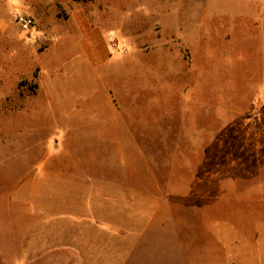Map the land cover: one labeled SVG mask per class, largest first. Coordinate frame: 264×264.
Returning <instances> with one entry per match:
<instances>
[{"label": "rangeland", "instance_id": "1", "mask_svg": "<svg viewBox=\"0 0 264 264\" xmlns=\"http://www.w3.org/2000/svg\"><path fill=\"white\" fill-rule=\"evenodd\" d=\"M134 3L47 0V7L37 8L38 15H32L36 25L30 32H23L16 21L17 16L30 15L27 11L18 5L7 11L1 9L0 264H237L232 257L239 252L237 235L226 234V230L233 224L229 221L240 216L239 207L224 198L225 192L220 189L247 182V170L264 168V138L242 142L233 137L235 131L240 134V127H214L216 135L224 136L211 143L199 142L191 149L190 144L183 143L182 156L175 160L178 144L174 137L179 128L175 119L179 116L174 111V74L187 66L178 61V55L186 50L176 40L166 46L153 44L151 34L147 44L143 37L148 38L150 30L142 25L146 19L116 13L121 8L132 10ZM82 13L90 22L105 28L111 54L121 60L117 63L119 71L112 77L113 68H94L82 56L83 51L79 56L77 49L70 50L75 58L64 63L43 59L50 49L48 43L61 33L62 27L79 35L74 24ZM5 24L7 29L3 31ZM151 27L157 36L158 25ZM246 80L250 85L255 81ZM240 81L225 80L235 91ZM109 87L121 91L123 98L127 94L129 102L131 96L135 108L143 105V117L156 121L145 126L143 132L135 133L134 141L118 143L117 159L113 158L112 164L123 169H149L150 174L144 176L149 184L147 192L165 199L167 204L176 197L180 205L176 202L179 207L172 219L166 209V223L155 228L153 234H111L113 238L107 241L98 240L100 234H77V241L63 240V236L72 234H38L37 228L48 224L58 228L62 222H86L83 217L63 211L64 192L53 179L59 173L45 176L43 169L65 165L62 157L67 151L63 133L66 121L113 116L103 92ZM62 102L68 105L64 110L59 108ZM200 112L199 119L206 122L210 121L208 113L217 114L206 109ZM73 134L69 147L75 153L90 154L113 147L111 142L99 141L104 138L91 133L82 134L77 140V132ZM48 155L53 157L45 159ZM109 162L108 158H100L91 167L104 168ZM35 173L42 176L33 180L32 191L28 180ZM155 184L161 186L160 191L153 190ZM50 208L53 212H49ZM90 220L93 222L94 218Z\"/></svg>", "mask_w": 264, "mask_h": 264}, {"label": "crops", "instance_id": "2", "mask_svg": "<svg viewBox=\"0 0 264 264\" xmlns=\"http://www.w3.org/2000/svg\"><path fill=\"white\" fill-rule=\"evenodd\" d=\"M134 2L132 10L128 7L126 10L121 8L116 13L136 14L145 18L147 21L143 19V29L150 30L148 38L146 35L143 37L147 44H150L151 34L153 44L166 46L167 42L176 40L186 50L185 54L178 55V61L187 63V66L174 74V111L179 116L175 119L179 123L174 137L178 144L174 153L175 160L182 156L183 143L190 144L191 149L199 142L211 143L223 137L224 134L216 135L214 127H240V134L237 135L239 132L235 131L233 137L242 142L261 141L264 138V0ZM17 5L27 11L30 14L28 16L36 22L37 8H46L47 0H0V11H7ZM75 19L74 29L79 35H72L66 27H62L61 33L48 43L50 49L43 59L49 63H64L75 58L73 52L77 49L79 56L83 51L82 56L85 55L94 68H113L109 72L110 75L112 73L111 77L114 76L119 71L117 63L121 60L119 56H112L104 34L105 28L90 22L83 13ZM152 24L158 25L157 36L153 34ZM2 27L6 31V24ZM81 69L84 72V68ZM230 78L241 79L236 91L225 82ZM246 79L255 81L250 85L251 82ZM105 89L103 92L109 102L107 107L113 116L108 119L66 121L67 129L63 133L66 136L64 146H67V151L62 157V165H65L61 168L46 166L43 169L45 176L59 173L58 178L53 179L57 182L55 186L64 192L63 198L67 200L63 202V211L76 214L79 219L83 217L86 222H62L58 228L48 224L37 228L38 234H72L69 237L63 236V240L69 241L79 240L77 234L88 233L100 234V241L112 239L111 234H153L155 228L159 229L166 223V209L169 210V219H172L180 205V200L176 197L172 203L169 201L167 204L165 199L147 192L149 184L145 182L144 176L150 174L149 169H123L112 164L113 158L117 159L118 143L129 139L134 141L135 133L143 132L145 126L154 125L156 121L143 117V105L140 109L135 108L131 96L129 102L127 94L123 98L121 91L111 87ZM62 103L59 108L64 110L68 105ZM198 103L208 105L199 107ZM122 107H125L124 113ZM200 109H206L207 112L217 111V114L208 113L210 121L206 122L199 119ZM226 116L227 119L224 118ZM70 127L78 129L73 130ZM76 132V140L81 139L82 134L91 133L104 138L99 141L111 142L113 147L111 150H99L90 154L75 153L69 146L70 138ZM50 157L53 156L48 155L45 159ZM100 158H108L109 164L106 163L104 168L91 167ZM244 174L250 176L247 182L220 189L225 192L224 198L227 197L231 203H237L240 212L237 220L229 221L233 224L228 226L226 234L237 235L235 241L239 252L232 256L237 259V264H249L248 261L252 264H264V168L254 167ZM41 176L35 173L29 177L30 190V185L35 186L33 180ZM160 189L159 184L153 185V190ZM224 198L219 200H225ZM49 212L53 210L50 208ZM90 218H94L93 222Z\"/></svg>", "mask_w": 264, "mask_h": 264}, {"label": "built area", "instance_id": "3", "mask_svg": "<svg viewBox=\"0 0 264 264\" xmlns=\"http://www.w3.org/2000/svg\"><path fill=\"white\" fill-rule=\"evenodd\" d=\"M16 21L23 32H29L36 24L34 18L28 15L17 16Z\"/></svg>", "mask_w": 264, "mask_h": 264}, {"label": "trees", "instance_id": "4", "mask_svg": "<svg viewBox=\"0 0 264 264\" xmlns=\"http://www.w3.org/2000/svg\"><path fill=\"white\" fill-rule=\"evenodd\" d=\"M73 1H76V2H87L89 0H73Z\"/></svg>", "mask_w": 264, "mask_h": 264}]
</instances>
